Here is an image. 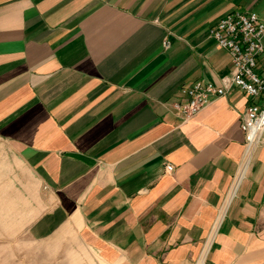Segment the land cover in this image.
<instances>
[{
	"label": "crops",
	"instance_id": "0c3cea01",
	"mask_svg": "<svg viewBox=\"0 0 264 264\" xmlns=\"http://www.w3.org/2000/svg\"><path fill=\"white\" fill-rule=\"evenodd\" d=\"M233 11L264 21V0H0V139L29 171L31 240L72 231L112 264H264L252 99L175 107L231 74L210 28Z\"/></svg>",
	"mask_w": 264,
	"mask_h": 264
},
{
	"label": "built area",
	"instance_id": "2783aa9c",
	"mask_svg": "<svg viewBox=\"0 0 264 264\" xmlns=\"http://www.w3.org/2000/svg\"><path fill=\"white\" fill-rule=\"evenodd\" d=\"M210 36L231 55L232 71L223 78L222 84L197 81L192 86L182 88V99L175 103L184 116H193L207 106L214 98L225 95L231 87H238L252 99L241 119V129L245 134V161L263 142L264 135V21L255 12L233 11L226 14L210 28ZM165 48L170 41L165 39ZM263 98V103L258 99ZM174 166L167 164L172 171Z\"/></svg>",
	"mask_w": 264,
	"mask_h": 264
},
{
	"label": "rangeland",
	"instance_id": "374dc122",
	"mask_svg": "<svg viewBox=\"0 0 264 264\" xmlns=\"http://www.w3.org/2000/svg\"><path fill=\"white\" fill-rule=\"evenodd\" d=\"M29 171L0 139V264H112L72 231L31 240L25 227Z\"/></svg>",
	"mask_w": 264,
	"mask_h": 264
}]
</instances>
